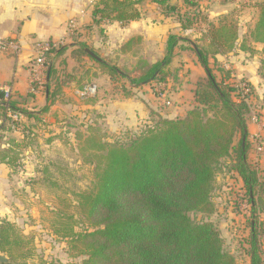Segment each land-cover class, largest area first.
Wrapping results in <instances>:
<instances>
[{
  "label": "trees",
  "instance_id": "1",
  "mask_svg": "<svg viewBox=\"0 0 264 264\" xmlns=\"http://www.w3.org/2000/svg\"><path fill=\"white\" fill-rule=\"evenodd\" d=\"M141 1L97 0L92 9V25L98 27L105 20L124 25L135 20L140 17L136 5ZM150 1L158 4L164 16L178 23L180 30L191 28L192 18L201 12L198 0H181V5L172 4L169 0ZM255 6L258 17L250 31V38L254 43L262 44L264 51V0H258ZM205 23L207 29L203 30L200 38L207 41L206 46L201 47L188 38L170 32L161 60L153 64L139 62L138 68L142 73L137 78L121 73L130 86L120 88L126 97L133 94L132 87L142 83L158 86L169 80L176 82L181 68L169 66L176 55L178 42H188L204 69L205 77L195 83L194 104L185 115L175 118L158 116L157 120L144 124L137 131H130V137L124 142H108L103 136L95 138L90 134L95 130L91 128L92 124L87 126V136L77 134L78 141L82 143V152L86 146L95 151L91 154L96 159L92 186L77 194V203L91 230L76 231V221L72 216L57 213L52 233L68 242L71 256H85L80 264H236L234 256L224 248L219 231L210 219L215 213L211 193L217 167L222 158L234 152L231 170L241 177L252 212L257 209L255 195L260 183L256 170L250 166L246 156L247 103L234 99H240L239 87L216 79L208 59V55L215 60L216 55L228 54L236 48V28L232 24L216 26L209 20ZM140 40V37H131L119 49L121 52L129 51ZM78 45L77 53L81 52L94 60L85 51V43L78 42ZM239 48L248 51L243 40ZM65 49L61 45L46 54L50 71L44 88L49 90L50 101L61 93L63 84L75 78L70 74L60 83L51 65V60ZM99 64L108 71L111 82L114 75L120 74L117 67L104 60ZM248 88H252L251 85ZM3 94L0 90V117L8 123V112L41 122L40 115L48 109L45 106L39 112H28L10 99L6 101ZM36 123L28 126L20 121L14 123L23 139L13 140L6 154L0 151L2 161L15 168L21 167V149L26 147V140L31 141L35 136L32 128L37 127ZM8 128L11 129L10 126ZM237 133L239 140L234 146ZM192 212L201 213L202 217L195 220L191 217ZM250 226L248 264H264V248L260 238L262 224L252 220ZM32 249L30 238L13 221L0 219V252L12 260L16 256L30 257ZM10 260L0 264H11Z\"/></svg>",
  "mask_w": 264,
  "mask_h": 264
},
{
  "label": "rangeland",
  "instance_id": "2",
  "mask_svg": "<svg viewBox=\"0 0 264 264\" xmlns=\"http://www.w3.org/2000/svg\"><path fill=\"white\" fill-rule=\"evenodd\" d=\"M257 1L198 0V9L201 12L196 14L199 16L192 18L193 26L186 29L192 31L185 33V30H177L175 28L169 30V33L188 38L194 44L203 47L206 46L207 41H203L200 35L203 30L207 29L206 20L213 22L216 26L232 24L237 31L236 48L234 50L238 48L240 41L243 40L248 48L246 59H248L250 66L255 67L256 70L258 82L257 84L255 83L257 87H254L245 77H239V69L233 65L234 63H232V67H225L222 61L214 60L212 55H208L209 65L216 79L219 81L222 79L225 84L240 88V99H234L237 102L244 100L247 103L249 113L246 115V125L250 123V126L254 127V132H249L248 130L246 156L250 166L256 170L260 183V186L257 187L259 191L255 195V200L258 204L257 209L252 212L244 183L238 173L231 170L232 160L235 156L234 152L221 159L216 170L214 187L211 193V198L215 205V213L210 219L219 231L224 248L234 256L236 264L249 263L247 248L251 230L250 222L252 220H256L260 225L262 224L260 226L262 231L260 238L264 248V130L263 132L255 130V125L260 123V111L264 108V51L262 44L254 43L250 38V31L258 17V10L255 6ZM3 2L4 0H0L1 15L8 14V11L3 9ZM183 10L182 8L181 11ZM97 29L101 33L100 28ZM100 35L104 34L101 33ZM166 36H168V33ZM132 37H140L141 40L134 43L132 48L125 52H121L118 47L108 50L103 47V49L93 47L97 51L96 53L93 48H89L86 44L87 48L92 50L102 60L114 63L110 65L118 68L120 74L112 77L114 81L111 82L107 76L108 71L99 64V61L90 59L80 52L75 54L77 57L76 62L78 63L77 67L75 70H71V75L75 78L73 82L70 80L63 84L61 92H64L63 90L67 88L81 91L84 85L92 82L97 85V83L99 84V78L102 75H106L112 84V90L108 93L113 95L114 91L121 94L120 88L125 87L128 82L127 78L122 76L121 73L137 78L142 73L138 66L140 65L139 62L145 61L144 56L151 55L150 58L152 60L161 58L158 48L150 50L142 36L132 35ZM179 42L187 45L184 48L177 47L181 53L189 51L191 55H196L190 49L191 45L188 42ZM89 44L93 46L92 43ZM116 51L121 53L122 57L115 55ZM111 56L114 57L112 58ZM60 68V74L56 75V78L59 77L61 83L62 80L67 78V75H71L65 67ZM224 75L226 77L222 78ZM46 78L45 73V81ZM54 83H52V86H54ZM150 84L142 83L140 86L133 88L135 90L142 88L147 92L153 93V95L155 93L158 95L157 86L154 83L153 85ZM113 85L116 87H113ZM243 85H247V87L251 85L252 88H248L247 92H243L241 89ZM129 87L126 86V88ZM44 89L43 86L41 90L43 91ZM246 94L247 97H245ZM100 97L101 95L97 94V92L92 95L77 96L78 101L85 104H96L102 99ZM97 110V108H88L81 109L80 112H62L58 121L61 122L59 126L63 127V129L58 133V140L52 142L49 146L41 147V144L37 142V137L39 136L37 133L33 136V140L29 141L31 146L35 145V158L30 160L29 163L31 175H23L19 179L26 186L23 189H26V191L21 193V197L18 196L20 197V204L13 205L12 214L8 213V215L10 214V217L13 218V220H9H12L23 231L24 235L30 238L33 249L30 257L21 258L16 256L12 260L9 259L7 254L0 252V254L8 257V262L10 260L11 264H80L85 258L84 255L71 256L68 251V242L57 238L52 233V224L57 218V213L72 216L76 221V231L85 230L86 228L91 230L88 220L77 203V194L89 190L92 186L96 159L91 154L95 151L86 146L82 152L80 150L82 143L78 141L77 134H81L82 137L87 136L89 134V127L87 126L92 124L91 128L95 130L91 131L90 134L95 138L103 136V139L108 142H124L130 137V131H137L144 124L157 120V117H154L137 125L121 122L118 124L117 121L113 122V117L104 116L98 113ZM149 120L150 122H148ZM49 131H52V129H49ZM43 134L41 133L40 135L42 141L45 142L46 140L47 142L51 139L50 137H44ZM238 140L239 134L237 133L233 141L234 146H237ZM86 159L92 161L88 162ZM191 217L199 220L202 214L192 212Z\"/></svg>",
  "mask_w": 264,
  "mask_h": 264
},
{
  "label": "crops",
  "instance_id": "3",
  "mask_svg": "<svg viewBox=\"0 0 264 264\" xmlns=\"http://www.w3.org/2000/svg\"><path fill=\"white\" fill-rule=\"evenodd\" d=\"M96 1L4 0L3 2V9H6L8 14H0V36L15 40L18 43L19 50L15 53L0 50V89L11 84L12 95L10 101L25 111L35 113L42 110L45 106L48 107L47 111L40 115L41 122L24 115L19 116V121L25 126L37 122L38 128H32V130L35 135L36 133L39 134L37 142L41 144V147L49 146L52 142L58 140V133L63 129V127L59 126L61 122L58 121L62 112H80L81 109L97 108L98 113L104 116L107 115L109 118L113 117V122L137 125L142 121L146 122V120L158 116L163 118L181 117L194 104V85L200 78L204 77V69L198 62L196 55H191L189 51L181 53L177 48L175 49L176 55L169 67L178 66L181 68L179 79L176 82L169 80L164 84L158 85L156 89L161 91L158 92V95L155 93V96L142 88L135 90L133 87L131 88L133 94L130 96L126 97L122 92L119 94L114 91V94L110 95L108 92L112 90V84L106 75H102L99 78V84H94L96 86L95 93L97 92L102 98L96 104L79 102L77 96H80V94L77 89H64V92L53 97V101L48 100L49 90L47 96L46 89L43 91L37 90L36 92L31 91L30 77L33 66V46L37 41L49 39L52 41L64 40L63 45L67 46V48L62 54L55 56L51 60V65H53L56 75L60 74V67H65L68 69L67 72L72 74L71 70H75L78 64L75 55L79 47L78 42L87 44L89 48L103 47L108 50L118 47L119 49L122 43L132 37V35H139L143 37L142 39L150 50L158 48V53L161 56L159 60H161L165 55L164 43L166 42V34L172 28L179 30L178 23L174 22L170 17L164 16L160 12L158 4L150 0H142L136 5L140 11L139 18L131 20L124 25H120L116 21L109 22L105 20L97 27L92 25V9ZM169 2L181 5V0H169ZM72 18L76 21V34L74 33L70 38L66 37V30L67 24ZM97 28H102L101 33L105 36L100 35L101 33ZM190 31L192 30H185L184 32L188 33ZM89 43H92L93 46ZM180 46L185 47L187 45L178 42V47ZM94 51L97 53L95 49ZM234 51L224 55H216L215 58L222 61L225 67H232V63H234L233 65L239 69V77H245L248 82L257 87L255 85L258 82L255 67L250 66L248 59H246L248 53L240 50L239 46ZM115 55L122 57V54L117 51ZM150 56H144L147 63L153 64L159 61L156 59L152 60ZM111 57L113 58L114 56ZM65 63L67 64L66 66ZM47 81L46 78L45 84ZM126 86H129V82L125 84ZM4 119L0 117V134L2 136L0 151H5L6 154L10 143L13 140L21 141L23 135L19 130L9 129V124ZM259 121V125H255V130L263 132L264 108L260 111ZM247 127L249 132H254V127L250 126V123L247 124ZM49 129H52V131H49ZM41 133H44V137H50L51 139L47 142L46 140L45 142L42 141L40 138ZM26 143V147L22 148L20 153V168H15L0 158V219L13 220L8 213L12 214L13 205L20 204L21 193L26 191V189L23 190L26 186L19 179L23 175H31L29 163L30 160L35 158V145L31 146L28 140H26ZM35 144L37 145V143ZM5 159H7V156Z\"/></svg>",
  "mask_w": 264,
  "mask_h": 264
},
{
  "label": "built area",
  "instance_id": "4",
  "mask_svg": "<svg viewBox=\"0 0 264 264\" xmlns=\"http://www.w3.org/2000/svg\"><path fill=\"white\" fill-rule=\"evenodd\" d=\"M75 19L72 18L69 20L67 24V30H66V37H70L75 32ZM64 44V40L59 41H37L34 43L33 46V66H32V72L30 77V83H31V91L36 92L37 90H41L45 84V73L48 69V64L46 63V54L51 53L53 49L58 48L59 46ZM0 50L4 52H11L15 53L19 50L18 43L15 40L9 39V38H3L0 36ZM243 92L248 91L247 85H243L242 88ZM3 91V98L8 101L12 95V85L8 84L7 86H4L0 89ZM96 91V86L94 84H86L83 86L82 90L78 93L80 95H92ZM161 91V90H160ZM158 91V92H160ZM7 115L10 118L9 126L11 129L18 130V127L14 126L15 122L19 121V116L17 114L7 113Z\"/></svg>",
  "mask_w": 264,
  "mask_h": 264
},
{
  "label": "water",
  "instance_id": "5",
  "mask_svg": "<svg viewBox=\"0 0 264 264\" xmlns=\"http://www.w3.org/2000/svg\"><path fill=\"white\" fill-rule=\"evenodd\" d=\"M194 47V50H197L196 46L193 45ZM85 51L92 57L94 58L95 60L101 62L102 59L97 55L95 54L93 51H91L90 49L86 48ZM57 52L54 53V55L56 54ZM49 71H50V67L48 69V74H47V79H48V75H49ZM48 95V90L46 89V96ZM242 145H244V138L242 139ZM8 262V257L6 255H3V254H0V263H7Z\"/></svg>",
  "mask_w": 264,
  "mask_h": 264
}]
</instances>
